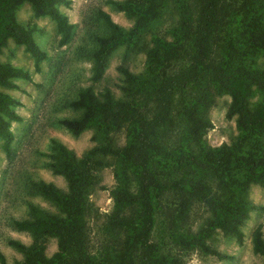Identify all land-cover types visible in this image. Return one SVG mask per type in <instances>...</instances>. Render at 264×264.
Returning a JSON list of instances; mask_svg holds the SVG:
<instances>
[{
	"label": "trees",
	"instance_id": "1",
	"mask_svg": "<svg viewBox=\"0 0 264 264\" xmlns=\"http://www.w3.org/2000/svg\"><path fill=\"white\" fill-rule=\"evenodd\" d=\"M218 1L197 0L199 13L195 21L182 14L176 33L171 32V39L156 36L154 44L146 49L143 74L137 76L125 65L118 67L131 83L123 98H116L109 87L97 91L93 83L102 80L109 58L117 47L126 44L125 56L137 48L142 34L159 19L166 0H108L117 10L135 18L130 29L121 27L102 9L98 10L106 32L96 35L90 75L92 84L83 86L70 101L80 114L62 119L60 123L76 136L94 127L101 140L80 157L65 145L54 143L55 153L49 165L54 173L65 178L68 188L65 191L50 182L35 183V190L53 202L59 212L50 213L30 204L31 217L16 224L19 229L30 232L35 240L29 245L18 240L9 241L24 254L23 261L16 264H184L183 256L193 250L215 255L218 259L231 258L214 249L200 231L193 233L182 229L171 233L165 247L172 246L179 253L171 252V248L165 250L151 238L156 198L172 183L180 185L182 190L187 189L186 193H192L209 208L211 228H218L224 235H233L241 244L244 236L241 226L249 208L253 207L245 198V192L255 182L264 186V146L261 143L264 138V70L248 66L236 71L210 59L214 52L221 51L227 62L245 59L252 53L264 54V26L257 18L264 11V0H242L226 25L218 22ZM25 3L30 4L35 17L49 16L55 22L60 36L58 43L65 45L73 36V24L59 5H68L70 1L0 0V52L9 39L14 40L31 54L35 72H39L41 62L48 55L34 38V25L22 24L16 18L17 10ZM217 31L218 50L214 51ZM204 75H209L230 95L227 115L236 116L240 137L232 145L223 144L198 153L195 142L201 140L210 123L201 114V97L192 95L185 104L184 127L181 132L168 135V139L177 136L178 140L168 145L162 140V134L173 118L176 93L198 86ZM16 79L30 80L31 73L0 61V86L16 87ZM146 88L154 96L153 110L152 106L144 109L140 99L130 98L135 95L134 89L139 96L150 95ZM254 89L263 100L250 108L249 98ZM16 103L12 95L0 90V139L6 155H10L14 139L11 121L19 119ZM114 130H125L123 146L116 147L109 142L108 134ZM107 155L113 156L114 163L105 159ZM109 164L114 168L116 183L111 190L114 207L107 217V226L118 229L123 243L119 250L111 247L103 249L106 253L103 250L93 253L86 225L91 206L88 198L100 181L101 171ZM188 171H205L214 184L206 186L195 181L186 186L179 183ZM132 176L136 185L134 191L129 187ZM189 204L188 198L183 199L177 218L186 215ZM45 236H54L57 240L58 250L52 256L45 253L46 247L41 241ZM251 243L253 252L262 256L264 264L260 224L251 233ZM133 249L139 254L137 261L132 262L128 257L132 256ZM0 264H7L1 253Z\"/></svg>",
	"mask_w": 264,
	"mask_h": 264
},
{
	"label": "rangeland",
	"instance_id": "2",
	"mask_svg": "<svg viewBox=\"0 0 264 264\" xmlns=\"http://www.w3.org/2000/svg\"><path fill=\"white\" fill-rule=\"evenodd\" d=\"M68 5L60 3V10L68 16L73 24V36L65 45H60L59 33L55 22L49 16L35 17L30 4L25 3L16 12V18L25 25H34V38L37 44L47 52L48 57L40 64V71L35 72L33 58L23 45L9 39L0 52L1 62H10L31 73V79H16V87H1L0 90L12 95L17 103L15 111L19 119L11 121V130L14 139L11 143V153L6 155L2 149L0 139V253L7 264H16L23 261L24 254L11 245V239L29 245L35 239L26 230L19 229L16 222L31 217L30 204L58 213L57 206L39 194L34 185L36 182L53 183L57 187L67 190L63 176L53 172L50 167L55 153L54 143L59 142L71 149L78 157L82 156L91 147L97 145L100 138L96 136L94 127H89L78 136L69 132L60 121L74 117L80 111L70 105L79 90L88 84L92 67V53L97 46L96 35L105 34L106 28L98 17V10L107 12L111 18L125 29H130L135 18L119 11L108 0H69ZM197 0H166L162 5V12L156 22H152L147 31L142 34L137 48L125 56L126 44L117 47L111 54L108 66L102 80L93 83L97 91L109 87L116 98H123L131 83L126 81L119 66L125 65L139 76L144 73L146 49L154 44L156 36L171 39V32L176 33L184 17L189 15L193 21L199 13ZM242 0H219L218 22L227 24L228 18L236 14ZM183 11H186L182 13ZM264 26V11L257 16ZM218 31L215 34L213 48L217 51L219 41ZM186 46V45H185ZM210 59L218 64L227 65L231 69L241 70L248 66L264 70V54L252 53L245 59H236L227 62L223 53L214 52ZM137 86V84H136ZM147 96H139L134 89V96L140 99L146 109L152 106L155 100L153 94L146 88ZM193 95L201 97V114L209 121L210 126L203 132L201 140L195 142L196 151H206L223 144L232 145L241 135L236 124V116H228L231 97L220 88L209 75H204L198 86L178 91L175 96L174 115L169 125L164 129L162 140L172 145L175 138L168 139V135L181 132L185 125V104ZM262 97L254 89L249 98V107L253 108ZM187 115V114H186ZM109 142L116 147L123 146L126 140L125 130H114L108 134ZM261 143L264 146V138ZM203 151V152H204ZM200 155V154H198ZM109 163H114L111 155L105 157ZM189 172V173H188ZM179 183L190 185L193 182L213 185L207 172L188 171ZM130 175V174H129ZM128 175V176H129ZM171 177V176H169ZM163 179V178H162ZM164 182H167L163 179ZM116 183L112 164L106 165L101 171L100 181L89 195L90 210L86 215L88 244L91 252L97 253L105 248L121 249L123 238L117 228H108L107 217L113 211L114 203L111 190ZM167 185V184H166ZM131 191L136 189L133 176L129 177ZM180 185L170 183L166 189L159 192L156 198L155 223L152 240L159 242L164 248L170 242L171 233L176 230L186 232H202L206 241L222 254H228L230 259H218L215 255L204 254L198 250L187 252L183 256L184 264H263L262 256L252 250L251 233L260 224L264 237V186L252 183L245 192V198L253 207L249 208L248 215L241 228L243 242L239 244L233 235H224L218 228H211V211L202 202L197 201L192 193H186ZM216 193V192H215ZM221 195L220 193H216ZM188 198L186 215L177 218L178 209L183 199ZM45 244V253L52 256L57 250V240L54 236H45L41 239ZM39 241V242H41ZM171 248V249H170ZM165 250L179 253L172 246ZM104 251V250H103ZM105 252V251H104ZM106 253V252H105ZM139 251L133 249L129 261H137ZM123 258V256L121 255ZM126 258V257H125ZM110 263L109 259H107Z\"/></svg>",
	"mask_w": 264,
	"mask_h": 264
}]
</instances>
